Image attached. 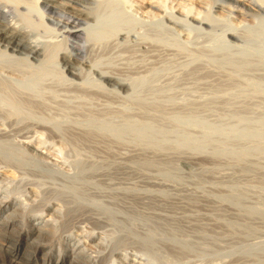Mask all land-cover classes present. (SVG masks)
Segmentation results:
<instances>
[{"label":"rangeland","instance_id":"rangeland-1","mask_svg":"<svg viewBox=\"0 0 264 264\" xmlns=\"http://www.w3.org/2000/svg\"><path fill=\"white\" fill-rule=\"evenodd\" d=\"M61 1L64 3L63 0ZM68 1L71 5L67 6L64 3L62 8H57L53 12L44 8L42 0H34L33 3H30L32 0L29 2L22 0L15 4L16 6L13 4L11 8H6L10 9L9 17L7 15L5 18L0 14V24L8 22L20 24V27L25 25L24 28L27 27L30 35L34 36L33 40L40 41L42 46L48 45L49 41L55 46L61 43L57 47L58 51L52 45L54 49L51 52L50 45L48 47L46 45L47 48L43 47L48 53H53L51 55L49 53V60H45L48 57V55L45 57L46 50L43 51L44 55L42 53L40 56H30L24 49L14 50L9 47L0 35V86L2 85L0 87V103L2 104H0V117L2 113L3 116L5 114V118L0 119V152L3 157L7 156L8 160L11 157L20 160H16V164L11 163V165L9 163L12 161L15 163V160L7 162L5 158L3 160V157H0V169L11 167L10 169L14 170L15 176L18 177H15V180L12 179L14 181L5 179L4 185L7 186L9 182L11 188L19 186L18 191L14 189V193H30V195L40 190L48 196V193H58L59 189L63 188L67 193L70 191L72 193L77 191V189L73 190L74 188H78L79 193L85 192L84 196L91 200L93 194L89 193H96V196L93 195L92 198L102 199L101 201L95 199L96 202L104 206L106 202L102 201L106 199L105 201L108 202L105 206L114 208L111 210L119 216L116 219L121 217L119 223L123 225L118 226L119 223H114L112 230L114 228L118 230V232L114 230L115 232L126 233L129 227L138 230L141 224V227H147H145L147 230L139 229V232H142L141 235L152 233V237L156 236L153 237L155 241L158 237L159 240L162 237L166 238V235L169 241L174 239L173 245L180 249H176L178 251L182 249L183 255L180 256L178 251L172 252L173 248L171 251L169 247L166 249V246L162 252L164 254L169 250L175 254L177 260H171L173 255V257L170 255L167 257L169 253L164 254L172 264L174 262L177 264L180 259V262L183 259L184 261L178 262L179 264H264V0H103L105 5L101 7L107 9L105 11L102 8L104 13L113 12L114 15L113 13L111 15L114 18L120 17L118 21L107 13L105 16L101 9L98 12L102 13L99 17L96 14L97 11L94 12L95 8L89 9L95 6L93 4L92 6L74 0H65V2ZM75 4L79 8L75 7ZM14 7L20 11H14ZM81 8L85 11L88 9L93 11L92 13L97 16L92 14V17L97 23L93 18L84 22L82 24L83 32H86L83 33L84 36L82 34V37L73 38L69 36L68 27L74 19L72 16L76 15V11ZM112 9H115L117 14ZM23 14L31 16L26 17ZM69 15L70 18L67 17ZM108 17L110 18L108 21L113 22V24L110 22L111 26L108 25L109 22L105 24ZM5 19L7 22H4ZM126 19L131 22L130 27L126 26L127 28L125 27V23L128 25ZM30 20L31 23L34 22L32 29L28 27L31 23H26ZM116 22H120V26L123 28L122 25H124V28L118 26L121 30L111 33L110 30ZM94 29L98 35H101L100 37L97 33L95 34ZM88 31L92 33V36ZM108 33L112 35L107 36L108 38L102 37H106L102 34L108 35ZM86 34L92 39L85 38ZM54 54L58 55L57 59ZM52 58L53 62L50 60ZM66 58L71 61L72 66L74 64L73 68L77 69L74 68V71L82 75L79 80L69 72ZM51 64L57 65L52 67L55 68L52 73ZM44 67H46L45 71ZM107 78L114 81L111 82ZM115 80L127 86L121 88ZM14 88L15 92H13ZM16 94L18 99H21V102H18L23 103L22 105L16 103L15 100H18ZM58 115L61 117L63 115L65 119L59 118ZM83 115L87 117L84 118ZM9 116H12V119ZM18 117L21 118L20 123ZM43 117H49L50 122L42 120ZM52 118L55 120H51ZM13 121L15 122L12 124ZM58 126L63 127V131ZM1 133L6 135L2 136ZM36 152L45 158L38 155L33 157ZM40 163L43 165H39ZM0 178V181H3L1 176ZM45 180L47 184L50 181L53 183L47 186ZM16 181L20 184L17 185ZM1 183L0 186L3 185ZM3 186L2 188H5ZM48 187H51L50 189L54 187L53 190L57 191L53 192ZM108 193H112V198ZM114 193H140L139 197L140 195L141 197H138L135 204L133 200L136 202L137 198L132 196V200L130 196L127 200L123 198L126 200L124 201L119 196L118 199L123 201L119 203V200L115 199L117 195L113 197ZM89 199L87 201H90ZM128 200L134 204L127 202ZM109 201L112 204L115 202L116 204H113L115 206L111 207ZM117 203L120 208H117ZM127 203L130 205L125 208L128 206ZM35 206L29 209L31 215L40 211V208ZM131 206L134 214L128 210ZM135 208H139L140 212H137V209V213H144L145 219L149 217L151 219L144 221L143 213L140 217V214L135 212ZM125 209L132 216L125 214L127 213ZM146 212L149 214L148 217L145 216ZM151 214L157 217L158 222L160 215L163 218L165 216V220L161 219L165 222L162 224L159 222L161 226L156 227L157 221ZM4 215H7V212ZM31 215H29L30 218L25 219L24 227L27 229L33 228ZM85 217L79 218L78 222H81H77V225L85 227L86 230H92V224L86 222ZM131 217L133 221H129ZM109 218L107 223H112V215ZM122 218H127L125 220L128 224L125 220L123 222ZM134 219L136 224L138 223V226L135 225L137 227L133 226ZM141 220L145 224L153 223L155 228L145 225L143 221L144 225L142 222L139 223ZM167 222L172 227L177 226L178 229L183 225L181 226L183 230L187 228V231L190 230L188 232L192 234L195 232L199 237L195 233L194 235L186 231L183 233L182 229L179 231L174 228L170 233L167 232L168 230L165 232L171 234L173 231V234L178 233L179 236L168 235L164 231L166 235H161V230V234L158 235V229L172 228ZM194 222L195 224H192ZM107 223H104L105 229L98 226L99 228L94 227L93 231L103 233L109 230L110 233L111 225ZM164 223L167 226H164L165 229ZM195 225L200 226V229H197L200 232L203 230L202 234L204 230L206 231L205 239H203L204 234L202 237L201 233L194 230ZM73 226L62 227V232L60 230L58 234L60 239L58 236L54 237L55 240L51 236L44 235L43 240H39L45 243L48 241L47 246L54 243L51 245L53 253L51 257L43 255L46 251L49 252L50 248L38 250L34 237L27 240L19 235L16 231L18 229L14 232L10 229L11 232L6 230L10 232L9 235L4 232L5 230L2 232L0 229V243L5 242V245L0 244V264H62L58 254L61 245L66 249L69 248L68 250L71 249L72 242L68 243L66 234L78 229ZM107 226L108 230H106ZM122 226L126 229L124 232L120 230L123 229ZM202 226L207 229L201 230ZM67 229L70 230L67 231ZM185 232L186 235L189 234L188 237L184 235ZM208 233L213 235L209 236ZM193 236L198 237V240ZM182 237L187 239L183 240ZM200 237L206 246L202 244L203 240ZM218 237L220 238L218 242L221 244L216 242ZM48 238L53 240L50 239V244ZM176 239L184 245L176 243L178 241ZM159 240L156 242L162 245L160 249H157L159 245L152 244V249L155 246L157 248L153 250L149 248V252L153 251L152 253L156 254L157 252L154 251L158 253L162 251L164 241ZM193 241L197 243V247H194ZM33 242L36 246L32 244ZM132 244H126L128 247L124 245L125 248L122 247L121 252L128 251L134 254L139 252L138 255L146 256V249L144 250L142 244ZM201 244L206 248L205 252L204 248L199 250L198 247L202 246ZM12 245L15 247L13 248ZM180 245H183L182 247L187 245L184 247L187 250L193 247L195 252L191 249L188 253L187 250L184 251V248L179 247ZM139 246L140 248L143 246L142 251ZM89 247L88 253L96 250ZM207 249H212V252ZM175 252L182 258H178ZM185 253L189 259L184 255ZM159 254H156L157 260L155 256L151 258L159 261ZM108 261L109 264L112 263L109 258ZM108 261L105 259L104 262L108 264ZM63 264H71V262L69 260Z\"/></svg>","mask_w":264,"mask_h":264},{"label":"bare ground","instance_id":"bare-ground-1","mask_svg":"<svg viewBox=\"0 0 264 264\" xmlns=\"http://www.w3.org/2000/svg\"><path fill=\"white\" fill-rule=\"evenodd\" d=\"M26 2H27V0H25ZM33 1L34 0H32V2H30V3H33ZM38 1V0H37ZM43 2V4H44V8H47V9H49V10H56L57 8L59 9V8H62V4H66L67 6H69L68 4H70L69 2L70 1H68V2H65V0H63V2L64 3H62V1L61 0H42ZM72 1V0H71ZM74 1H77V2H80L81 4H85V3H87V4H93V5H95L94 7H90V5H89V9H94V12H95V10L97 11V13L96 14H98V16L99 15H101L102 13H98L99 12V10L101 9V12H105L106 10L103 8L104 7V5L105 4H103V3H105V2H103V0H98V1H96V0H74ZM100 1V2H99ZM107 1V0H106ZM146 1V0H145ZM20 2H22V0H0V14L1 15H4L5 16V18H6V16L8 15V12H9V10L8 9H6V8H11L12 7V5L14 4V6H16L15 4H18V3H20ZM23 2H24V0H23ZM25 2V3H26ZM28 2H29V0H28ZM114 2H117V1H114ZM113 2V3H114ZM156 2V1H155ZM262 2V1H261ZM34 3H36V2H34ZM72 3V2H71ZM148 3V2H147ZM103 4V5H102ZM110 4H112V2L110 3ZM110 4H109V6H110ZM21 5V4H20ZM71 5V4H70ZM78 5V4H77ZM92 5V6H93ZM106 5H108V4H106ZM262 5V4H261ZM30 6V5H29ZM41 6V5H40ZM73 6V5H72ZM101 6H103V7H101ZM263 6H264V1H263ZM17 7H19V6H17ZM42 7V6H41ZM75 7H78V6H76V4H75ZM105 7H107V6H105ZM252 7V6H251ZM262 7V6H261ZM79 8V7H78ZM105 10H103V9ZM116 8V11H117V7H115ZM120 8V7H119ZM263 8V7H262ZM14 11H20V10H18L16 7H14ZM17 9V10H16ZM46 9V10H47ZM74 9V8H73ZM86 10H87V8H85ZM89 9L87 10V11H85L84 10V8H81V9H79V10H77L76 11V15H74V16H72V18H74L71 22H70V24H69V29H68V33H69V36H72L73 38L74 37H80L84 32H83V28H82V24L84 23V22H88V21H90V19L91 18H93L92 17V12L93 11H89ZM32 10V9H31ZM44 10V9H43ZM45 10V11H46ZM48 10V11H49ZM65 10V9H64ZM68 10V9H67ZM103 10V11H102ZM108 10H111V9H109L108 8ZM115 11V9H112V11ZM36 11V10H35ZM51 11V12H52ZM53 11V12H54ZM89 11V12H88ZM115 11V13L117 14V12ZM17 12V13H18ZM34 12V11H33ZM74 12V11H73ZM13 13V12H12ZM107 13V15L109 14L108 12H106ZM106 13H104V15L106 14ZM113 13V12H112ZM111 13V14H112ZM14 14H15V12H14ZM29 14H31L30 12H29ZM75 14V13H74ZM111 14H109V16L111 17L112 15ZM0 15V16H1ZM24 15V14H23ZM71 15V14H70ZM70 15L69 16H67V17H69L70 18ZM94 16H97V15H95V14H93ZM113 15H114V13H113ZM119 15H120V13H119ZM16 16V15H15ZM18 16H20L19 15V13H18ZM24 16H31V15H24ZM106 16V15H105ZM121 16V15H120ZM8 17H9V15H8ZM12 17V16H11ZM100 17V16H99ZM99 17H96V18H98V19H100ZM20 18V17H19ZM106 18V17H105ZM111 18H114L113 16L111 17ZM117 17L115 16V18L114 19H116ZM118 18H120V17H118ZM118 18H117V21H118ZM121 18H122V16H121ZM126 18V17H125ZM16 19V18H15ZM28 19V18H27ZM29 19H32L31 17H29ZM94 19V18H93ZM92 19V20H93ZM103 19V18H102ZM110 18L108 17V19H107V22H105V24L106 23H108ZM124 19V18H123ZM205 19V18H204ZM6 20V19H5ZM18 20V19H17ZM16 20V21H17ZM66 20H68V19H66ZM106 20V19H105ZM127 20V19H126ZM28 21V20H27ZM26 21V23L28 24V23H31V20L29 21V22H27ZM104 21V20H103ZM112 21V20H111ZM110 21V22H111ZM124 21V20H123ZM122 21V22H123ZM203 21V20H202ZM206 21V20H205ZM4 22H7V20L6 21H4ZM10 22V21H9ZM12 22V21H11ZM59 22V21H58ZM69 22V21H68ZM93 22V21H92ZM94 22H96L95 21V19H94ZM100 22V21H99ZM109 22V24L108 25H110L111 23L113 24V22H111L110 23ZM126 22V21H125ZM97 23V22H96ZM103 23V22H102ZM117 23V22H116ZM114 23V25H113V27H112V29L110 30L111 31V33L112 32H116L119 28H118V26L119 27H121L120 26V22L119 23ZM127 23H128V25H126V23H125V27L127 26V27H130V24H131V22H129L128 20H127ZM130 23V24H129ZM66 24V23H65ZM87 24H89V23H87ZM29 25H31V26H28V27H30L31 29H32V26H34V22L32 21V23L31 24H29ZM92 25V24H91ZM96 24H94V27H96L95 26ZM102 24H100V26H101ZM22 26V25H21ZM35 26H36V24H35ZM65 26H67V25H65ZM85 26V25H84ZM87 26H89V25H87ZM111 26V25H110ZM123 26V28H124V25H122ZM24 27H25V25H24ZM24 27H20V24L19 25H17V24H13V23H4V24H0V35L2 36V40H5V42H7V45L9 46V47H11L12 49H14V50H19V49H24L25 51H28V53L30 54V56L31 55H33V56H40L42 53H43V51H45L46 49H44L45 47H46V45L44 46H42L39 42L40 41H36V40H33V37L30 35V33L27 31V27L26 28H24ZM103 27V26H102ZM101 27V28H102ZM106 27H108L107 25H106ZM126 27V28H127ZM61 28V27H60ZM108 28H110V27H108ZM107 28V29H108ZM122 28V27H121ZM121 28L119 29V30H121ZM122 28V29H123ZM89 29H91V27L89 28ZM63 30H64V28H63ZM92 30H93V27H92ZM101 30V29H100ZM106 30V29H105ZM87 31V30H86ZM96 31V29H94V32ZM30 32H32L31 30H30ZM89 33H90V31H88ZM88 32H87V34H88ZM93 32V33H94ZM109 32V31H108ZM119 32V31H118ZM34 33V32H33ZM62 33V32H61ZM86 33V32H85ZM84 33V34H85ZM97 32H95V34H96ZM99 33H100V31H99ZM101 33H103V32H101ZM110 33V32H109ZM108 33V35L107 34H102V35H106V37L105 36H102V37H104V38H108L107 36H109V35H112V34H109ZM120 33V32H119ZM63 34V33H62ZM84 34H83V36H84ZM86 34V36H85V38L87 37V36H89V35H91L92 33H90L89 35H87ZM115 33H113V35H114ZM117 34V33H116ZM67 35V34H66ZM97 35H98V33H97ZM92 36V35H91ZM90 36V37H91ZM101 35L99 34L98 35V37H100ZM66 37V36H65ZM82 37V36H81ZM90 37H87V38H90ZM97 37V38H98ZM67 39V38H66ZM77 39V38H76ZM92 39V37L90 38V40ZM101 39V38H100ZM37 40H38V38H37ZM40 40V39H39ZM86 40H88V39H86ZM98 40V39H97ZM124 40V39H123ZM127 40V39H126ZM173 40H175L174 38H173ZM177 40V39H176ZM175 40V41H176ZM45 42H47V40H44ZM55 41V40H54ZM53 41V42H54ZM64 41H67V40H64ZM79 41V40H78ZM174 41V42H175ZM41 42L43 43V41H42V39H41ZM49 42H51V41H49ZM48 42V45H50V47L52 48V46L55 48V49H57V47H58V45L60 46V44H58L57 45V43L56 42H54V43H56V45L57 46H55V45H53V44H50ZM85 43H87V42H85ZM83 44V43H82ZM48 45H47V47H48ZM52 45V46H51ZM79 45H80V43H79ZM5 46V45H4ZM8 46H6V47H8ZM82 46V45H81ZM86 45L84 44V47H85ZM44 47V48H43ZM46 47V48H47ZM49 47V48H50ZM84 47H83V50H84ZM54 48H52V49H50V52H51V50H53ZM78 48V47H77ZM13 50V51H14ZM24 50H22V51H24ZM57 51H58V49H57ZM49 52V53H50ZM76 52H77V50H76ZM22 53V52H21ZM25 53V52H24ZM46 53L47 54H45V53H43V55L45 54V57L49 54L48 52H47V50H46ZM54 53H57L58 54V52H55L54 51ZM28 54V55H29ZM51 54H53V53H50V55ZM55 55V57H56V59H57V57H58V55ZM25 55V54H24ZM50 55H48V57H46V59H45V57L43 58V59H45V60H49V56ZM54 55H53V57H54ZM73 55V54H72ZM75 55V54H74ZM26 56H27V54H26ZM52 57V56H51ZM50 57V58H51ZM54 57V58H55ZM68 57V56H67ZM26 58H29V57H26ZM42 58V57H41ZM65 58V57H64ZM39 59V58H38ZM67 59V58H66ZM71 59V58H70ZM28 60V59H27ZM45 60H44V62H45ZM50 60H52V62H53V58L52 59H50ZM72 60V59H71ZM9 61V60H8ZM58 61L56 60V64H58L57 63ZM64 62H65V60H64ZM67 63L66 64H68L69 65V67H68V70H69V72L72 74V76H74V77H77L78 78V80L80 79V77H82V75L80 76V74H78L77 72H76V70L74 71V68H73V66H74V64H73V66L71 65V61L69 60V59H67V61H66ZM72 63H73V61H72ZM55 64V65H56ZM24 65V64H23ZM55 65L53 66L52 64L50 65L51 67L50 68H52V67H55ZM77 65V64H76ZM57 66V65H56ZM78 66V65H77ZM45 68L46 67H44V71H45ZM66 68V67H65ZM78 68V67H77ZM50 71H51V73H52V71L54 72L55 71V68H52V69H50ZM64 71V70H63ZM66 71V70H65ZM82 71V70H81ZM61 72V71H60ZM68 72V73H69ZM69 73V74H70ZM71 74H70V76H71ZM86 76V75H85ZM110 76V75H109ZM68 77V76H67ZM85 78V77H84ZM112 78V77H111ZM111 78H107L108 80H110L111 82H113L114 81V79H111ZM75 79V78H74ZM83 79V78H82ZM88 79H90V77L88 78ZM101 80V79H100ZM12 81V80H11ZM116 81V80H115ZM4 82V81H3ZM116 83L118 84V85H120L121 86V88L122 87H124L125 88V86H127V85H125V84H123V82H121L120 83V81H119V83L116 81ZM1 84V83H0ZM114 85V84H113ZM2 86V85H1ZM0 86V87H1ZM116 86V85H115ZM11 88V87H10ZM132 88V87H131ZM1 89V88H0ZM128 89V88H127ZM1 91H3V90H1ZM13 91V90H12ZM17 91V90H16ZM13 92H15V88H14V91ZM17 92H19V91H17ZM5 93H6V91H5ZM12 93V92H11ZM12 94H14V93H12ZM12 94H10V95H12ZM18 94V93H17ZM17 94H16V99H18V96H17ZM15 95V94H14ZM3 96H5V95H3ZM15 98H14V100H15ZM22 98V97H21ZM25 98V97H24ZM9 100H10V98H9ZM21 99H18V100H15L16 101V103H18V104H23V103H19V102H21L20 101ZM1 101V100H0ZM3 101V100H2ZM19 101V102H18ZM29 101V100H28ZM1 104V103H0ZM25 104V103H24ZM2 105V104H1ZM8 105V104H7ZM30 105H32L33 106V104H30ZM1 107V106H0ZM4 107V106H3ZM12 108V107H11ZM1 109V108H0ZM8 110V109H7ZM2 111V110H1ZM38 112V111H37ZM1 113V112H0ZM45 113V112H44ZM3 114V113H2ZM1 114V116L2 117H0V119L1 118H5V114H4V116ZM13 114V113H12ZM8 115H9V112H8ZM24 115V114H23ZM23 115H22V117H23ZM28 115V114H27ZM59 116V115H58ZM84 116V115H83ZM86 116V115H85ZM85 116H84V118H85ZM90 116V115H89ZM8 117V116H7ZM10 117V119H12L11 117L12 116H9ZM51 117H56V116H52L51 115ZM61 116H59V118H60ZM70 117V116H69ZM87 117V116H86ZM17 118V117H16ZM44 118V117H43ZM46 118V119H45ZM44 119H42V120H48V118L47 117H45ZM58 118V117H57ZM61 118H64V116L62 115V117ZM72 118V117H71ZM80 118H82V117H80ZM7 119H9V118H7ZM19 119V120H18ZM18 122L21 120V118H19L18 117ZM26 119V118H25ZM40 119H41V117H40ZM65 119V118H64ZM66 119H68V118H66ZM73 119V118H72ZM14 120V119H13ZM16 120V119H15ZM23 120V119H22ZM51 120H55V119H51ZM85 120V119H84ZM103 120V119H102ZM68 121V120H67ZM83 121V120H82ZM100 121V120H99ZM113 121V120H112ZM15 121H13L12 122V124L14 123ZM24 122V121H23ZM46 122H50V120H48V121H46ZM3 123V122H2ZM20 123V122H19ZM56 124V123H55ZM3 125H4V123H3ZM23 125V124H22ZM42 125V124H41ZM44 125V128H46L45 126V124H43ZM54 125V124H53ZM86 125V124H85ZM116 125V124H115ZM61 126V125H60ZM62 126H64V125H62ZM1 127V126H0ZM12 127V126H11ZM31 127V126H30ZM59 127V126H58ZM9 128V127H8ZM59 128H62V131H63V127H59ZM66 129H67V126L65 127ZM70 128V127H69ZM91 128V127H90ZM1 129V128H0ZM21 129V128H20ZM52 130H53V128H51ZM4 130V129H3ZM49 130V129H48ZM7 131V130H6ZM44 131H46V130H44ZM59 131V130H58ZM128 131V130H127ZM19 132H20V130H19ZM41 132V131H40ZM59 132H61V131H59ZM72 132V131H71ZM86 132V131H85ZM95 132V131H94ZM30 133V132H29ZM46 133H48V132H46ZM51 133V132H50ZM54 133V132H53ZM4 134V133H3ZM2 133H1V135L2 136H5V135H3ZM11 134V133H10ZM13 134V133H12ZM92 134H94V133H92ZM9 135V134H8ZM31 135V134H30ZM51 135H53V134H51ZM86 135V134H85ZM123 135V134H122ZM84 136V135H83ZM96 135H94V137H95ZM11 137V136H10ZM41 137H43L42 135H41ZM49 137H51V136H49ZM77 137V136H76ZM90 137V136H89ZM86 138V137H85ZM11 139V138H10ZM16 139V138H15ZM18 139V138H17ZM49 139V138H48ZM71 139V138H70ZM80 139V138H79ZM78 139V140H79ZM84 139V138H83ZM91 139H93V138H91ZM8 140V139H7ZM30 140V139H29ZM81 140V139H80ZM79 140V141H80ZM85 141V140H84ZM87 141H88V139H87ZM91 141V140H90ZM6 141L4 140V143H5ZM14 143V142H13ZM12 143V144H13ZM31 143V142H30ZM29 143V144H30ZM80 143V142H79ZM84 143V142H83ZM11 144V143H10ZM9 144V145H10ZM75 144V143H74ZM8 145V146H9ZM15 145V144H14ZM26 145V144H25ZM37 145V144H36ZM45 145V144H44ZM52 145V144H51ZM76 145V144H75ZM151 145V144H150ZM16 146V145H15ZM153 146V145H152ZM1 147V146H0ZM151 147V146H150ZM4 148V147H3ZM8 148H10V147H8ZM8 148H6V149H8ZM40 148V147H39ZM155 148V147H154ZM5 149V150H6ZM10 149H14L13 147L12 148H10ZM19 149H21L22 150V148H19ZM29 149H31V148H29ZM37 149V148H36ZM1 150V149H0ZM5 150H3V151H5ZM38 151H39V149H37ZM36 150V151H37ZM91 150V149H90ZM159 150V149H158ZM7 151V150H6ZM23 151H24V149H23ZM22 151V152H23ZM37 151V152H38ZM58 151V150H57ZM93 151V150H92ZM29 152H31V151H29ZM33 152V151H32ZM35 152V151H34ZM36 152V155L35 154H33V155H31V156H33V157H37V155H38V153H40V152H38L37 153ZM95 152V151H94ZM9 153H11V152H9ZM18 153V152H17ZM20 153V152H19ZM18 153V154H19ZM25 153V152H24ZM30 154V153H29ZM32 154V153H31ZM94 154V153H93ZM12 155V154H11ZM21 155H22V153H21ZM43 155V154H42ZM143 155V154H142ZM146 155H148V154H146ZM156 155V154H155ZM12 156H14V155H12ZM38 156H41L40 154L38 155ZM100 156V155H99ZM0 157L2 158L3 157V155H2V152H0ZM11 157V156H10ZM26 157V156H25ZM28 157V156H27ZM26 157V158H27ZM33 157H30V158H33ZM42 157V156H41ZM40 157V158H41ZM105 157V156H104ZM4 158H5V160L8 162V161H10V160H15L14 158H9V160H8V157L7 156H4L2 159L4 160ZM24 158V157H23ZM40 158H39V161H40ZM42 158H45V157H42ZM41 158V159H42ZM98 158V157H97ZM137 158V157H136ZM155 158V157H154ZM38 159V158H37ZM115 159V158H114ZM16 160H19V159H16ZM16 160H15V163H14V161H12V162H10L9 164H16ZM32 160V159H31ZM81 160V159H80ZM138 160V159H137ZM148 160V159H147ZM146 160V161H147ZM2 161V160H1ZM20 161V160H19ZM19 161H17L18 163H19ZM23 161H25V160H23ZM47 161V160H46ZM109 161V160H108ZM134 161V160H133ZM152 161V160H151ZM22 162V161H21ZM20 162V163H21ZM34 162H35V160H34ZM41 162V161H40ZM56 162V161H55ZM26 163V162H25ZM37 163V162H36ZM42 163H43V161H42ZM44 163H45V161H44ZM138 163V162H137ZM150 163V162H149ZM152 163V162H151ZM11 164V165H12ZM22 165H23V163H21ZM20 164V165H21ZM28 164H31V163H28ZM47 164V163H46ZM46 164H44V165H46ZM49 164V163H48ZM3 165H4V163H3ZM39 165H41V163L39 164ZM43 165V164H42ZM41 165V166H42ZM50 165V164H49ZM55 165V164H54ZM63 165V164H62ZM154 165V164H153ZM159 165V164H158ZM148 166V165H147ZM23 167V166H22ZM25 167V166H24ZM64 167V166H63ZM11 168V167H10ZM10 168H4L3 169V167H2V169H0V176L2 177V179H3V181H2V183H3V185H4V182L6 181L5 179H14L15 180V174H14V170L12 171ZM55 168V167H54ZM54 168H53V170H54ZM60 168V167H59ZM100 168V167H99ZM102 168V167H101ZM15 169V168H14ZM29 169V168H28ZM16 170V169H15ZM56 170V169H55ZM19 171V170H18ZM35 171V170H34ZM33 171V172H34ZM39 172L41 173V170H39ZM47 172V171H46ZM45 172V173H46ZM94 172V171H93ZM44 173V172H43ZM49 173V172H48ZM101 173V172H100ZM17 174V173H16ZM37 174V173H36ZM45 175H47V174H45ZM112 175V174H111ZM17 176H18V174H17ZM42 176H43V174H42ZM41 177V176H40ZM39 177V178H40ZM52 177V176H51ZM59 177V176H58ZM75 177V176H74ZM16 178H18V177H16ZM57 178V177H56ZM1 179V178H0ZM41 179V178H40ZM44 179V178H43ZM106 179V178H105ZM5 180V181H4ZM14 180H12V181H14ZM19 180V179H18ZM17 180V181H18ZM54 180V179H53ZM1 181H0V183H1ZM17 181L15 182L17 185H18V183H17ZM19 181H21L22 182V180H19ZM38 181H40V180H38ZM43 181V180H42ZM66 181V180H65ZM109 181V180H108ZM44 182V181H43ZM42 182V183H43ZM56 182H59V181H56ZM55 182V183H56ZM83 182V181H82ZM98 182V181H97ZM1 183V184H2ZM9 183V182H8ZM8 183H7V186H5V188H2V186H0V229L2 230V232L4 231L5 233L7 232L8 233V231H6V230H11V231H15L16 229H18V230H16V231H18L19 232V235L20 236H23V237H25L27 240H29L30 238H32V237H34V241L35 242H37L36 244H37V246L35 245V243L33 242L32 244H34L36 247H38V250H40V249H42V250H45V249H47V247L48 248H50V250L48 249V251L49 252H47L46 251V254L44 253L43 255L45 256H53V253H52V251H51V249H52V247H51V245H53L54 243H52V244H50V239L48 238V240H49V244H50V246H47L46 245V243L48 242H44V241H42L43 240V238H44V235H48V236H51V237H53L52 239H55L54 237H57L58 236V234H59V232H60V230L62 229V227H64L65 226V228L67 227V228H69L71 225H74L73 227L75 228H78V229H76V230H72L71 232H69L68 234H66V240H68V243L71 241L72 243H71V245H72V247H71V249L70 250H68V249H66L64 246L62 247V245H61V248H60V252H59V254H58V256H59V261L62 263H64V262H68L69 260H70V262H71V264H86V263H88V264H106L104 261H105V259H107V261H108V258L111 260V264H172V262H170V259L168 258V259H166L167 257H170V256H174L175 254L173 253L172 254V252L173 251H178V250H176V249H179V248H175V246L173 245V240L172 241H169L170 239L169 238H167V235L166 234H168V233H166L165 231L166 230H168L167 232H169L170 233V231H171V229L173 230V228L174 229H178V227L177 226H175L176 224H172L173 226H175V227H172L171 226V224L169 225L168 224V222H167V224H168V226H171L172 228H169L168 227V229H165V227L164 226H166V224L164 225L163 224V227H164V229L165 230H163V229H158V235H159V233H160V230H161V235H166V238L168 239V241L166 240V238H165V240H164V238L162 237L161 238V240L163 239V241H164V243H163V249H162V251L161 252H159V253H161L162 254V252L164 251V248H165V246L167 247L166 249H168V247L170 248V251H171V249H172V252H170L169 250H167L168 252L166 253V252H164V254L166 253V254H168L167 255V257H166V255H164V254H162V255H164V257H162V255H160L159 253H158V251H154V252H157L156 254H159V256H160V259L158 258V260L159 261H156L157 259H156V254H153L152 252H149L148 250H149V248H151V247H153L152 246V244H154V245H156L157 244V242H158V240H159V237H158V240H156L155 241V239L153 238V237H156L155 235L152 237V233L151 234H149V235H147V233H146V235H145V233L143 234V235H141L142 234V232L140 231L139 232V229L141 228H144V230L147 228L146 226V228L143 226V227H141L140 225L141 224H139V226H138V223L136 224V222H135V219H134V224H133V226H135V225H137L138 227H140V228H138V230H136L137 228H134V227H129V229H125V227L123 228V226L121 227V228H123V229H120L121 230V232H122V230H123V232H124V230H126L125 232L126 233H121L122 234V237L120 236L121 234H119V233H117L118 232V230H117V232H115L116 230H115V228L112 230V227H113V224L114 223H119L120 221H121V217H120V219H116V217H119V216H117L118 214L113 210H111V209H114L112 206H115V205H113V204H116L115 202L112 204V203H110V201H109V203L111 204V209H110V207H108V206H105L106 204H107V202L108 201H105V200H103L102 202H106V204L104 205V206H102L99 202H96L95 201V199H96V197H95V199L94 198H92V196L93 195H95L96 196V193H89V194H93L92 196L91 195H88L87 193H86V195H88V196H91V200L90 201H87L88 199H87V197L86 196H84V194H85V192L84 193H79L78 192V188H74L73 190H75V189H77V191H73V192H76V193H71V191L70 192H68L67 193V191L66 190H63V189H59V191H58V193L56 192V193H48V196L46 195L47 193H41L40 192V190H39V192L37 191V193L35 192V193H32L31 195H30V193H14V189H15V191H18V188H19V186H18V188H16V186L13 184V186H15V187H13V188H11V183H9L10 185L8 186ZM45 183H46V180H45ZM50 183H53L52 181H50ZM50 183H48V184H50ZM54 183V184H55ZM60 183V182H59ZM85 183V182H84ZM5 184H6V182H5ZM20 184V183H19ZM22 184V183H21ZM34 184V183H33ZM39 184V183H38ZM47 184V183H46ZM48 184H47V186H48ZM23 185V184H22ZM41 185V184H40ZM56 185V184H55ZM3 186V187H4ZM36 187H37V185H35ZM58 186H60L59 184H58ZM62 186V185H61ZM24 186H22V188H23ZM40 187V186H39ZM63 187V186H62ZM51 188V187H50ZM49 187H48V189H50ZM55 188H57L56 186H55ZM80 188V187H79ZM85 188V187H84ZM20 189H21V186H20ZM20 189H19V191H20ZM41 189H42V186H41ZM54 189V187L52 188V189H50L51 191H53V192H55V191H57L58 190V188H57V190H53ZM22 190V189H21ZM24 190V189H23ZM63 190V191H62ZM138 190V189H137ZM42 191V190H41ZM64 191H65V193H64ZM20 192H23V191H20ZM50 192V191H49ZM63 192V193H62ZM78 192V193H77ZM82 192V191H81ZM102 194V193H101ZM100 194V195H101ZM108 194H110L109 196L111 197L112 195V193H108ZM115 195H113V197H116V195H117V197L115 198L116 200L118 199V198H120L119 196H121L122 197V199L124 198H126V200L128 199V197L130 198V196H131V198L130 199H132L133 197L136 199L137 198V200H136V202L133 200V202L136 204L137 203V201H138V197H139V194L140 193H114ZM159 194V193H158ZM104 195V194H103ZM155 195V194H154ZM165 195H166V193H165ZM31 196H32V198H31ZM99 196V195H98ZM105 196L107 197V195L105 194ZM104 196V197H105ZM133 196V197H132ZM34 197V198H33ZM99 197H101V196H99ZM99 197H97V198H99ZM140 197H141V195H140ZM139 197V198H140ZM102 198V197H101ZM109 197H107V199H108ZM112 198V197H111ZM110 198V199H111ZM92 199H94V200H92ZM123 199V200H124ZM96 200H98V199H96ZM102 199H100V200H98V201H101ZM109 200V199H108ZM115 200V201H116ZM119 200V199H118ZM126 200H124V201H126ZM111 201H112V199H111ZM122 200H119L118 202L120 203ZM123 202V201H122ZM121 202V203H122ZM127 202H129V203H131V201H127ZM142 202V201H141ZM108 203V204H109ZM134 203H131V204H134ZM139 203V202H138ZM124 204V203H123ZM128 204V203H127ZM34 205H36L35 207L37 208L38 207V209L40 210L39 212H36V213H34L33 215H31L30 213H29V209H31L32 208V206H34ZM120 205V204H119ZM122 205V204H121ZM126 205V204H125ZM129 205L130 204H128V206L127 207H125V208H128L129 207ZM117 206H118V203H117ZM133 207H135V205H132ZM132 206H131V208H132ZM117 208H120L119 206L117 207ZM131 208H129L128 210H130V213H133L134 212V210H133V208L131 209ZM156 208V207H155ZM136 210H135V212L137 211V209H138V211L137 212H140L139 211V208H135ZM8 210H11V211H8ZM33 210V209H32ZM128 210H124V211H127V213H125V214H129V212H128ZM131 210H133L132 212H131ZM31 211V210H30ZM122 211H123V207H122ZM143 211V210H142ZM156 211V210H155ZM6 212H7V215H4L3 216V214L5 213L6 214ZM136 212V213H137ZM117 215H116V214ZM141 213H143V212H141ZM141 213H137V214H140L139 216L141 217ZM121 214H123V213H121ZM124 214V215H125ZM134 214V213H133ZM157 214V213H156ZM29 215H31V220L33 221L32 222V224H33V228H29V229H27V228H25L24 227V224H26V222H25V219L26 218H30L29 217ZM112 215V218H111V221H112V223L111 222H109V223H107V221L109 220L110 221V216ZM147 215H149V214H147V212H146V214H145V216L146 217H148ZM152 215V214H151ZM160 215V214H159ZM159 215H157V216H159ZM84 216H86L85 217V219H87L86 220V222H88L90 225H91V227L93 226V229H95L94 227H97V228H101V226H102V228H104L105 227V225H104V223L106 222L107 224H109V225H111V226H109L110 228H111V230L112 231H110V233L108 232L109 230V227L108 228H106V230H108L107 232L106 231H104L103 233L102 232H95L96 230H94L93 231V229L92 230H86V228L85 227H81V225L80 226H78L77 225V222H78V220H80L82 217H84ZM121 216H123V215H121ZM129 216H132V214H129ZM128 216V217H129ZM144 216V213H143V215H142V217ZM152 216H154V215H152ZM151 216V217H152ZM124 217V216H123ZM127 217V216H126ZM133 217H136V215L134 216L133 215ZM138 217V216H137ZM155 217V219L154 220H158L157 219V217L156 216H154ZM80 218V219H79ZM107 218H109L108 220H107ZM132 218V217H131ZM163 217H161V215H160V223L162 224L163 222H165V221H162L161 219H162ZM169 218V217H168ZM167 218V219H168ZM125 219H127V218H125ZM124 218H122V221L123 222H125L126 220H125ZM141 219V218H140ZM151 218L149 217V218H147V219H145L144 217H143V220L144 221H147V220H150ZM153 219H152V222L153 223H155L154 221H153ZM164 220L166 219V217L164 216V218H163ZM171 219V218H170ZM179 219V218H178ZM125 220V221H124ZM143 220H141L139 223H141ZM169 220V219H168ZM83 221V220H82ZM129 221H133V218L130 220L129 219ZM143 221V222H144ZM169 221H171V220H169ZM188 221V220H187ZM81 222V221H80ZM80 222H78V223H80ZM85 222V221H84ZM143 222H142V224H143ZM158 222V221H157ZM157 222H156V224L155 225H157L156 227H158V225L159 226H161V224L159 223V224H157ZM183 222V221H182ZM192 222V221H191ZM27 223H28V221H27ZM131 223V222H130ZM152 223V224H153ZM171 223H172V221H171ZM176 223V222H175ZM199 223V222H198ZM197 223V224H198ZM202 223V222H201ZM201 223H199V224H201ZM30 224V223H29ZM106 224V225H107ZM125 224V223H124ZM126 224H128V221H126ZM125 224V225H126ZM144 224H145V222H144ZM143 224V225H144ZM147 224L148 225H150V226H153L152 224H150V222L148 223L147 222ZM147 224H145V225H147ZM177 224H179V223H177ZM192 224H195V222L194 223H192ZM192 224H191V226H192ZM218 224V223H217ZM221 224V223H220ZM83 225V224H82ZM116 225V224H115ZM119 225H123L122 223L120 224H118V226ZM124 225V226H125ZM130 225H132V224H130ZM130 225H128V226H130ZM147 225V226H148ZM180 225V224H179ZM221 225H223V224H221ZM27 226H29L28 224H27ZM85 226V225H84ZM99 226V227H98ZM104 226V227H103ZM137 226H135V227H137ZM181 226H183V225H181ZM181 226H180V229H182L181 228ZM196 226V225H195ZM115 227V226H114ZM116 227H117V225H116ZM154 228H155V226H153ZM167 227V226H166ZM177 227V228H176ZM200 227V226H199ZM199 227H197L196 226V228L194 229L196 232H198V233H201L202 234V232H203V230L202 229H207V227L206 228H204V226H202L201 227V232H200V228ZM222 227V226H221ZM161 228V227H160ZM186 228V227H185ZM192 228V227H191ZM194 228V227H193ZM197 228H199V229H197ZM91 229V228H90ZM105 229V228H104ZM149 229V228H148ZM180 229H178L179 231H181ZM187 229V228H186ZM183 230L182 229V232L184 233V231H186V232H188V231H190L189 229H188V231L187 230ZM198 231H197V230ZM9 230V231H10ZM70 230V229H69ZM68 229H67V231H69ZM115 230V231H114ZM144 230H142V231H144ZM147 230V229H146ZM152 230V229H151ZM154 230H157V229H154ZM194 230H191L192 232L194 231ZM10 231V232H11ZM81 231V232H80ZM114 231V232H113ZM166 233H164V232ZM176 232H177V230H175ZM1 232V231H0ZM9 232V233H10ZM12 232V233H13ZM61 232H62V230H61ZM64 232H66L65 231V229H64ZM149 232V231H148ZM151 232V231H150ZM186 232H185V234L184 235H186ZM208 232V231H207ZM6 233V234H7ZM9 233H8V235H9ZM164 233V234H163ZM182 233V234H183ZM188 233H191V232H188ZM195 233V232H194ZM194 233L192 234V235H194ZM206 233V231L204 230V236L207 234H205ZM212 233V232H211ZM218 233V232H217ZM62 234H64V233H62ZM172 235H175V233L173 234V231H172V233H171ZM171 234H168V235H171ZM197 236H198V234L197 233H195ZM203 234H202V237H203ZM1 235V234H0ZM10 235H12V234H10ZM15 235V234H14ZM14 235H12V236H14ZM18 235V234H17ZM124 235V236H123ZM176 235H178V233H176ZM175 235V236H176ZM200 235V234H199ZM208 235H209V233H208ZM213 235V234H212ZM212 235H209V236H212ZM216 235V234H215ZM4 235H2V238H4L3 237ZM174 236V237H175ZM179 236V235H178ZM183 236V235H182ZM187 237L189 236V234L188 235H186ZM207 236V235H206ZM206 236L203 238V239H205L206 238ZM209 236H208V238H209ZM219 236V235H218ZM221 236V235H220ZM64 237V236H63ZM62 237V238H63ZM161 237V236H160ZM169 237V236H168ZM185 237V236H184ZM194 237V236H193ZM199 237V236H198ZM198 237L196 238V236L194 237L195 239H197L198 240ZM202 237H200V239H202ZM215 237V236H214ZM6 238V237H5ZM58 238H59V236H58ZM178 238V237H177ZM180 238H181V235H180ZM212 238V237H211ZM11 239V238H10ZM40 239H42L41 241H39ZM51 239V240H52ZM60 239V238H59ZM157 239V238H156ZM179 239V238H178ZM178 239H176V240H178ZM182 239H183V237H182ZM184 239H187V238H184ZM183 239V240H184ZM202 239V240H203ZM217 239V241L216 242H218V239H220L219 237L218 238H216ZM222 239V238H221ZM6 240V239H5ZM4 240V241H5ZM56 240V239H55ZM65 240V239H64ZM66 240H65V242H66ZM161 240H159V241H161ZM181 240V239H180ZM182 240V242H187V240L186 241H183ZM188 240H189V238H188ZM190 240H192V239H190ZM197 240H196V242H197ZM212 240V239H211ZM210 240V241H211ZM0 241H1V238H0ZM3 241V240H2ZM20 241V240H19ZM53 241V240H52ZM51 241V242H52ZM58 241V240H57ZM63 241V240H62ZM207 241V240H206ZM215 241V240H214ZM12 242V241H11ZM18 242V241H17ZM32 242V241H31ZM43 242V243H42ZM64 242V243H65ZM130 242V243H129ZM176 242V241H175ZM175 242H174V244H175ZM189 242V241H188ZM191 243H192V241H190ZM194 242V241H193ZM196 242H194L195 243V245H194V247H197L196 245H197V243ZM203 242V243H202ZM201 243L202 244H204V240L202 241ZM209 242V241H208ZM5 242H2V244L3 245H5L4 244ZM62 243V242H61ZM133 243V244H132ZM135 243H139V245H143L144 246V250L146 251L145 253V255L146 256H143V255H138L139 254V252H136V253H138V254H134V253H131V252H128V251H126V252H121L122 251V247H124V245L125 246H127L128 247V245H126V244H132V245H135ZM176 243H180L179 242V240L176 242ZM200 243V242H199ZM198 243V244H199ZM206 243V242H205ZM211 243V242H210ZM209 243V244H210ZM212 243H213V241H212ZM215 243V242H214ZM218 243H220V242H218ZM1 244V243H0ZM1 244V245H2ZM10 244V243H9ZM12 244H14V243H12ZM48 244V243H47ZM63 244V243H62ZM180 244H183V243H180ZM188 244V243H187ZM201 244V245H202ZM217 244V243H216ZM221 244V243H220ZM15 245V244H14ZM14 245H12V247L14 246ZM88 245H90L92 248H96V250L94 249L92 252H90V253H88ZM151 245V246H150ZM159 244H157L156 246H158ZM184 245V244H183ZM183 245H180L179 247H181V248H184L185 246H187V245H185L184 247H182ZM188 245H190V244H188ZM200 245V244H199ZM208 245V244H207ZM8 246H11V245H8ZM46 246V247H45ZM55 246V245H54ZM54 246H53V248H54ZM142 246V247H143ZM150 246V247H149ZM155 246V247H156ZM162 245L160 244L159 245V247L157 248V249H160V247H161ZM176 246H178V245H176ZM191 246V245H190ZM204 246H206L205 244H204ZM203 245L202 246H200V247H198V248H200L199 250H201V248H204V252L206 251V248L204 247ZM212 246H213V244H212ZM7 247V246H6ZM15 247V246H14ZM13 247V248H14ZM59 247H60V245H59ZM91 247H89L90 249H91ZM142 247L140 248V246H139V248H140V250L142 249ZM146 247V248H145ZM155 247L153 248V249H155ZM189 247V246H188ZM1 248H3L2 246H1ZM11 248V247H10ZM97 248H98V250H97ZM125 248V247H124ZM138 248V247H137ZM138 248V249H139ZM187 248V247H186ZM210 248V247H209ZM208 248V249H209ZM78 249H80V250H78ZM152 249V248H151ZM152 249V250H153ZM191 249H193L194 250V252H195V249L192 247V248H190L189 250H191ZM207 249V250H208ZM220 249H221V247H220ZM36 250H37V248H36ZM125 250H127V249H125ZM135 250V249H134ZM180 250V249H179ZM184 251H186L187 249H183ZM189 250H187V252L189 253L190 251ZM197 250V249H196ZM212 249H210V250H208L209 252L211 251ZM90 251V250H89ZM142 251V250H141ZM166 251V250H165ZM181 251H182V249H181ZM181 251H178L179 252V254H181ZM198 251V250H197ZM27 252V251H26ZM54 252H55V250H54ZM186 252V253H187ZM192 252V251H191ZM209 252H206V253H209ZM212 252V251H211ZM36 253V252H35ZM171 253V254H170ZM175 253H177V252H175ZM183 253V252H182ZM184 254V255H186L187 256V254ZM221 253V252H220ZM223 253H224V251H223ZM13 254V253H12ZM114 254H116V256H114ZM141 254V253H140ZM143 254H144V252H143ZM212 254H214V253H212ZM26 255V254H25ZM33 255H35V254H33ZM32 255V256H33ZM107 255H111V257H109L108 256V258H107ZM170 255V256H169ZM177 255H178V253H177ZM176 255V256H177ZM183 254H181L180 256H182ZM189 255V254H188ZM194 255H196V254H194ZM197 255H199V254H197ZM209 255V254H208ZM57 256V257H58ZM147 256H148V258H147ZM153 256H155V259L156 260H153L151 257H153ZM172 256V257H173ZM179 256V255H178ZM178 257V258H182V257ZM190 256H193V255H191L190 254ZM207 256V255H206ZM15 257V256H14ZM40 257V256H39ZM49 257V258H50ZM80 257H82L81 259H80ZM144 257H146V258H144ZM166 257V258H165ZM188 257V258H187ZM186 258L187 259H189V256H187ZM16 258V257H15ZM35 258V257H34ZM38 258V257H37ZM43 258V257H42ZM47 258V257H46ZM46 258H44V260L46 261ZM151 258V259H150ZM176 257L174 256L173 258H171V260H177V259H175ZM183 258H185V257H183ZM210 258V257H209ZM216 258V257H215ZM41 259V258H40ZM39 259V260H40ZM147 259V260H146ZM219 259H220V257H219ZM24 260V259H23ZM43 260V262H45ZM179 260V259H178ZM186 260V259H185ZM180 261H181V259H180ZM180 261H178V262H180ZM183 261H184V259H183ZM183 261L182 262H180V263H183ZM221 261V260H220ZM26 262V261H25ZM42 262V263H43ZM177 262V264H179ZM62 263V264H63ZM108 264H109V261L107 262ZM184 263H186V262H184ZM46 264V263H45ZM174 264H176L175 262H174Z\"/></svg>","mask_w":264,"mask_h":264}]
</instances>
